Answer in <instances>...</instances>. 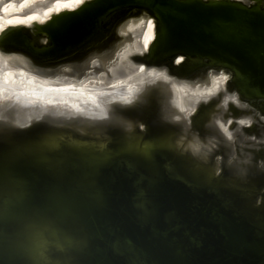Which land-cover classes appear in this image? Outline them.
Instances as JSON below:
<instances>
[{
    "label": "water",
    "instance_id": "obj_1",
    "mask_svg": "<svg viewBox=\"0 0 264 264\" xmlns=\"http://www.w3.org/2000/svg\"><path fill=\"white\" fill-rule=\"evenodd\" d=\"M140 15L155 39L125 61ZM6 70L101 94L47 102ZM0 85V264H264V0H90L5 29Z\"/></svg>",
    "mask_w": 264,
    "mask_h": 264
},
{
    "label": "bare ground",
    "instance_id": "obj_2",
    "mask_svg": "<svg viewBox=\"0 0 264 264\" xmlns=\"http://www.w3.org/2000/svg\"><path fill=\"white\" fill-rule=\"evenodd\" d=\"M9 1V0H5ZM90 0H13L12 3L6 8V10L3 11L2 14H0V34L7 29L8 27H18V26H25V27H33L35 23H44L45 21L49 20L52 15L58 14L65 10H74L79 8L84 3L88 2ZM3 9V8H2ZM30 9H33L32 12L28 14H23L24 12L29 11ZM14 14H17V17H12ZM138 21L141 23V25L145 23H151V30L149 28L147 30L142 29L141 33H137L136 30H133L130 28V26L133 23ZM123 25H126V30H122ZM139 25V24H138ZM125 29V27H124ZM129 30V31H128ZM145 31V32H144ZM144 33V34H143ZM119 37L121 40L120 46H124L123 44H126V50L128 46H130L134 41L138 40L140 36L143 37V43L139 48H134L131 51L127 52V60L129 59V56L136 51H141L142 49H148V47L151 45V43L155 39V20L152 16H144L140 15L137 17L130 18L126 20L119 29ZM147 41V46L146 42ZM137 43V42H136ZM121 47V48H122ZM125 47V46H124ZM123 50V51H124ZM121 58V57H120ZM123 59V58H122ZM183 60V56H178L176 58V62L180 63ZM98 74V72L96 71ZM22 75V76H21ZM71 73H68L69 78L62 76L64 79H60L58 84L52 83L48 80L39 81L40 84L36 85V83L30 84V82L35 81L34 77L29 75H25L24 73H15L10 70H6L3 72V76L1 81L5 84H15L17 82L16 76H21L25 78V83L19 85L18 91L24 95L32 96L33 98L40 97L41 93H46L48 96L44 98L47 102L55 101V99L59 100L62 104H69L73 106H77V104L80 101H94L98 93L101 91H98L97 88L93 89H87V85L91 84V77L90 75H86V79L82 80L81 84H74V80H72ZM92 75V74H91ZM207 75L208 79L207 83L209 85L210 90H216L220 87H224L228 80V73L224 70L215 73V72H209ZM90 76V77H89ZM122 75L116 76L114 79H112L109 83L112 84V86H116L121 80ZM143 79H146L145 77ZM3 85H0V96L3 94L4 91L1 90V87ZM173 89L175 91H179L180 87L179 85H174ZM101 94V93H100ZM57 97V98H54ZM200 99V98H199ZM193 99L192 105L190 110L195 111L196 105L198 104L200 100ZM108 114V113H107ZM109 117V120L116 121L111 117L110 114L107 115ZM182 123V121H180ZM116 123V122H114ZM189 149L196 153V142L189 145Z\"/></svg>",
    "mask_w": 264,
    "mask_h": 264
},
{
    "label": "rangeland",
    "instance_id": "obj_3",
    "mask_svg": "<svg viewBox=\"0 0 264 264\" xmlns=\"http://www.w3.org/2000/svg\"><path fill=\"white\" fill-rule=\"evenodd\" d=\"M12 1L13 0H9V1H5V0H0V14H2L3 13V11L12 3ZM68 1H71V0H68ZM3 8V9H2ZM32 10L33 9H30L29 11H27V12H24L23 14H28V13H30V12H32ZM18 15L17 14H14L12 17H17ZM135 24V25H134ZM139 24V25H138ZM131 25H134V26H130V28H132L133 30H136L137 31V33L139 34V33H141V32H143V31H141L142 29H145V30H147L148 28H149V23H145L144 25L142 24L141 25V23H139L138 21H136L135 23H133V24H131ZM124 27H125V29H124ZM123 29L122 30H126V25L124 26L123 25V27H122ZM129 31V30H128ZM145 32V31H144ZM144 34V33H143ZM140 35V34H139ZM143 37L144 36H140L139 38H138V40H136V42L134 41L130 46H128V48L126 49V50H124V52L122 53V55H121V59L123 58L125 61H128L127 60V58H128V56L126 55L127 54V52L128 51H131V50H133L134 48H139L143 43H141V42H143ZM123 60V61H124ZM96 73V72H95ZM137 73H138V70L137 71H135V74H136V76H137ZM97 74V73H96ZM136 76H135V78H136ZM145 76V75H144ZM143 79V78H142ZM136 80V79H135ZM135 80H133V81H135ZM122 82V80L119 82V83H121ZM119 83L117 84V85H119ZM130 89H131V87H130ZM192 105V104H191Z\"/></svg>",
    "mask_w": 264,
    "mask_h": 264
},
{
    "label": "snow or ice",
    "instance_id": "obj_4",
    "mask_svg": "<svg viewBox=\"0 0 264 264\" xmlns=\"http://www.w3.org/2000/svg\"><path fill=\"white\" fill-rule=\"evenodd\" d=\"M149 30H151V23H149ZM145 43H146V46H147V41ZM141 71H143V69H141Z\"/></svg>",
    "mask_w": 264,
    "mask_h": 264
},
{
    "label": "clouds",
    "instance_id": "obj_5",
    "mask_svg": "<svg viewBox=\"0 0 264 264\" xmlns=\"http://www.w3.org/2000/svg\"><path fill=\"white\" fill-rule=\"evenodd\" d=\"M243 123V122H242Z\"/></svg>",
    "mask_w": 264,
    "mask_h": 264
}]
</instances>
